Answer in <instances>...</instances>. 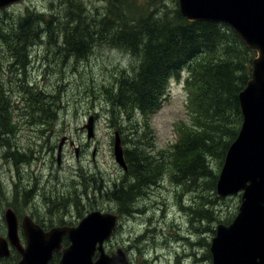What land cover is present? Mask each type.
Here are the masks:
<instances>
[{"label": "rangeland", "instance_id": "rangeland-1", "mask_svg": "<svg viewBox=\"0 0 264 264\" xmlns=\"http://www.w3.org/2000/svg\"><path fill=\"white\" fill-rule=\"evenodd\" d=\"M78 5L98 21L119 6L124 13L120 22L128 28L152 9L153 20H160L165 10L180 9L176 0H20L0 8V32L6 34L15 35L19 21L27 18L37 32L40 12L43 17L54 12L56 17L46 18L38 40L26 46L24 73L12 43H0V81L5 95H11L13 116L10 136L0 138L7 146H0V230L7 228L9 208L19 217L28 214L44 230L78 224L90 212L100 211L118 215L117 230L104 242L105 250L122 248L131 264H213L212 238L218 224H229L237 215L241 192L218 196L215 190L214 198L201 180L192 192L182 194L172 173L164 170L170 163L166 154L181 139L182 129L191 124L184 86L188 69L170 79L157 112L148 118L140 112L127 115L109 97L117 89L120 74L137 68L142 52L123 50L103 40L85 45L80 54L67 50L66 8L80 11ZM98 27L92 24L93 29ZM27 82L34 89L28 90ZM33 98L49 104L47 120L37 104L27 109L34 105ZM91 116L94 136L88 138L85 125ZM116 132L123 149L137 142L145 147L155 175L150 184L139 185L134 200L124 207L115 196L127 188L122 183L138 179L116 160ZM159 153L165 158L159 159ZM208 161L218 172L220 158L207 157ZM203 191L210 193L212 204L204 201ZM188 201L204 203L210 215L192 216L184 208ZM62 244L66 246L68 240Z\"/></svg>", "mask_w": 264, "mask_h": 264}, {"label": "trees", "instance_id": "trees-1", "mask_svg": "<svg viewBox=\"0 0 264 264\" xmlns=\"http://www.w3.org/2000/svg\"><path fill=\"white\" fill-rule=\"evenodd\" d=\"M116 1L118 0H113L114 3ZM176 2L178 4V0ZM77 7L80 11L66 8L65 17L68 16L69 19V30L65 37L67 50L80 54L85 45L100 44L103 42L98 40H103L104 43L116 44L123 50L134 52L139 49L142 52L137 68L120 74L117 89L109 97L127 115L140 112L148 118L157 112L168 94L170 79L179 78L183 69H188L190 75L186 78L185 87L191 124L182 129L181 139L166 154V157L170 156V163L163 168L172 173L182 194L192 192L200 186L202 180L204 186L217 198L215 190L218 174L243 119L238 94L251 78L256 52L228 25L210 20L189 21L179 8L160 13V20L152 19L155 14L152 9L134 21L136 26L128 28L127 24L120 22H123L124 13L119 6L115 5L111 14L100 21L86 15V10L80 5ZM129 8L131 11V7ZM99 11L97 9L94 13ZM49 16L56 18L54 12L46 17L41 12L36 15L39 18V30L34 31L35 33L27 22L28 18L19 21L15 35L0 32V43H12L16 54H20L21 64L18 67L23 73L28 60L25 55L26 46L32 44L33 40H38L41 23L47 21ZM93 23L99 27L93 29ZM117 26H120L119 30ZM109 30L113 31L111 35ZM27 84L28 90L34 89L33 84ZM32 101L35 102L34 105L27 109H34L37 104L36 109L43 112L47 120L51 112L49 104L38 102L36 98ZM11 108V95H5L0 81V136L3 132L10 136L13 130ZM55 116L53 114V119ZM159 154V159L165 158L164 153ZM149 156L140 142L124 149L127 172L132 171L138 180L135 183H122L123 186L128 185L126 187L129 189H121V193L114 195L123 207L134 200L133 193L139 185L150 184L154 180ZM207 157L220 158L218 172L210 167ZM158 173H161L160 170ZM203 192L204 201L212 204L209 201L210 193ZM207 207L204 203L192 205L190 201L188 206H184L196 218L210 215ZM206 254L210 258L209 250Z\"/></svg>", "mask_w": 264, "mask_h": 264}, {"label": "water", "instance_id": "water-1", "mask_svg": "<svg viewBox=\"0 0 264 264\" xmlns=\"http://www.w3.org/2000/svg\"><path fill=\"white\" fill-rule=\"evenodd\" d=\"M20 0H0L4 8ZM181 13L189 21L225 23L256 51L251 78L239 92L242 124L229 146L218 176L216 192L227 196L241 192V203L229 224L220 223L212 238L213 264H264V0H178ZM93 117L85 125L88 138L94 136ZM114 153L127 168L119 133ZM11 243L22 253L18 264H48L61 251L57 264H130L126 253L105 252L104 242L113 234L117 216L92 211L77 226L53 227L45 231L30 217L23 221L26 246L17 236L18 221L12 209L6 211ZM67 235L70 243L63 246ZM8 243L0 238V255L8 253ZM99 257L94 259L96 252Z\"/></svg>", "mask_w": 264, "mask_h": 264}, {"label": "flooded vegetation", "instance_id": "flooded-vegetation-1", "mask_svg": "<svg viewBox=\"0 0 264 264\" xmlns=\"http://www.w3.org/2000/svg\"><path fill=\"white\" fill-rule=\"evenodd\" d=\"M1 134L2 135L0 136V138L1 137L5 138L7 135L6 132H3ZM1 147H7L6 143H4L2 141ZM127 189H129V188H127ZM16 217H17V221H18V228H17L18 240L20 241V244L25 245L27 239H26L24 228H23V221L26 217H29V215L24 214L22 217H19L18 215H16ZM6 224H7V222H6ZM4 230L5 231L0 230V238L5 239L6 242L8 243V245H7L8 253L6 255H0V264H18L22 258V253L20 252V250L17 247H15L11 243V240L9 238L8 226H7V228L5 226ZM98 254L99 253L96 252L94 259H96L98 257ZM61 255H62V253L59 251L54 252V254H53L52 258L50 259V261L48 262V264H57L61 258Z\"/></svg>", "mask_w": 264, "mask_h": 264}, {"label": "bare ground", "instance_id": "bare-ground-1", "mask_svg": "<svg viewBox=\"0 0 264 264\" xmlns=\"http://www.w3.org/2000/svg\"><path fill=\"white\" fill-rule=\"evenodd\" d=\"M114 200V199H113ZM115 201V200H114Z\"/></svg>", "mask_w": 264, "mask_h": 264}]
</instances>
